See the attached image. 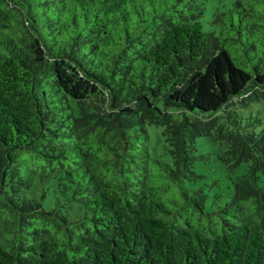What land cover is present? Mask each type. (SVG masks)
Here are the masks:
<instances>
[{
	"label": "trees",
	"instance_id": "16d2710c",
	"mask_svg": "<svg viewBox=\"0 0 264 264\" xmlns=\"http://www.w3.org/2000/svg\"><path fill=\"white\" fill-rule=\"evenodd\" d=\"M263 99L264 0H0V264H264Z\"/></svg>",
	"mask_w": 264,
	"mask_h": 264
},
{
	"label": "rangeland",
	"instance_id": "374dc122",
	"mask_svg": "<svg viewBox=\"0 0 264 264\" xmlns=\"http://www.w3.org/2000/svg\"><path fill=\"white\" fill-rule=\"evenodd\" d=\"M211 12L209 9L206 12V18L209 17ZM245 115H254L259 118V122L257 124L258 129H264V99L252 102L249 107L243 108ZM148 130L150 132V150L153 156H159L162 158H168L169 152L167 149L165 136L163 134V127L156 124H149ZM199 149L207 152L206 162L203 164L202 169L205 172L206 176L203 178L208 182L219 181V184H212V186L208 189L209 191L219 190L223 193L228 192V183L229 178L225 176V169L222 165V162L218 158L217 152L219 151V146L210 142L208 139L204 137L199 138ZM204 160V159H200ZM247 170V165L242 164L238 169H236L233 174L240 175L245 173ZM260 184L264 187V173L260 174ZM217 179V180H216ZM231 186H233L232 182Z\"/></svg>",
	"mask_w": 264,
	"mask_h": 264
}]
</instances>
